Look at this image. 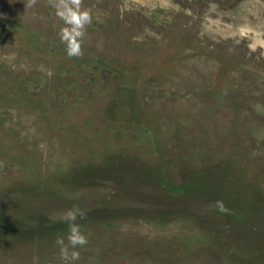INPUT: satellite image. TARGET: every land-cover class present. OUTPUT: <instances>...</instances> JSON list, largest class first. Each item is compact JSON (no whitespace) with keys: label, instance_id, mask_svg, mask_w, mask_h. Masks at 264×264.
<instances>
[{"label":"rangeland","instance_id":"374dc122","mask_svg":"<svg viewBox=\"0 0 264 264\" xmlns=\"http://www.w3.org/2000/svg\"><path fill=\"white\" fill-rule=\"evenodd\" d=\"M80 6L0 0V264H264V0Z\"/></svg>","mask_w":264,"mask_h":264},{"label":"clouds","instance_id":"9594fccd","mask_svg":"<svg viewBox=\"0 0 264 264\" xmlns=\"http://www.w3.org/2000/svg\"><path fill=\"white\" fill-rule=\"evenodd\" d=\"M52 7L66 25L60 33L61 42L66 46V55L69 58L82 55L81 44L84 30L92 22L91 13L81 9L80 0H52ZM86 217L87 213L78 205L65 209L61 214V221L66 225L67 231L56 236L55 244L63 264H77L80 260L79 248L88 243V237L80 224Z\"/></svg>","mask_w":264,"mask_h":264}]
</instances>
